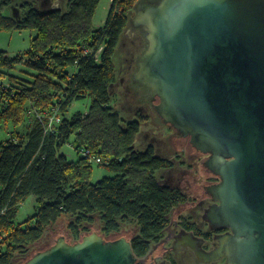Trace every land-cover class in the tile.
<instances>
[{"label":"trees","instance_id":"obj_1","mask_svg":"<svg viewBox=\"0 0 264 264\" xmlns=\"http://www.w3.org/2000/svg\"><path fill=\"white\" fill-rule=\"evenodd\" d=\"M139 1L112 0L106 24L96 29L100 0H68L65 11H40L26 3L20 21L5 16L12 0H0V31H36L28 51L15 57L0 52V130L28 127L26 134H11L0 148V264H13L15 254L39 242L63 214L76 218L69 228L77 237L91 233L82 226L93 223L96 214L105 235L118 233L122 222H135L139 233L129 240L142 259L163 240L174 211L189 204L181 188L157 177L173 162L158 156L154 146L135 151L140 122L124 128L111 106L113 57ZM18 68L23 70L14 74ZM86 99L91 101L86 111L64 116L53 131L37 118L57 107L66 115L72 104ZM67 144L77 152L74 161L61 153ZM82 149L115 175L93 184L92 162ZM32 195L39 202L35 215L16 224L21 204ZM178 219L181 229L210 244L228 232H205L190 218ZM166 264L178 263L168 254Z\"/></svg>","mask_w":264,"mask_h":264},{"label":"water","instance_id":"obj_2","mask_svg":"<svg viewBox=\"0 0 264 264\" xmlns=\"http://www.w3.org/2000/svg\"><path fill=\"white\" fill-rule=\"evenodd\" d=\"M142 5L131 22L148 26L150 46L135 81L151 90L162 122L175 129L174 149L189 138L190 160L210 155L203 171L219 182L195 186L203 198L185 209H206L211 227L228 232L206 253L202 239L181 230L140 260L129 240L134 228L108 238L93 228L75 243L62 229L19 264H156L155 254L180 243L191 244L199 261L264 264V0H160L145 11Z\"/></svg>","mask_w":264,"mask_h":264},{"label":"rangeland","instance_id":"obj_3","mask_svg":"<svg viewBox=\"0 0 264 264\" xmlns=\"http://www.w3.org/2000/svg\"><path fill=\"white\" fill-rule=\"evenodd\" d=\"M66 1H63V11L66 10ZM160 0H140L136 4L135 11L131 15L129 26L121 38L120 44L116 50L115 56L113 57V63L115 66L116 82L111 85L110 93L112 97V107L119 113L123 119L122 126L125 128L128 122L138 121L141 124V131L137 136L134 149L137 152H144L149 146H154L157 155L169 159L173 162L174 166L170 170H163L157 173L158 179L166 185L175 186L181 188L189 197V204L200 202L203 198V191L201 189H195V186H202L206 183L211 184L216 182L213 177L215 175H208L203 171V160L206 159L205 154L195 157L190 160L186 152L188 139H185L181 150H176L171 145L169 138L175 134V129L162 122V118L156 112L152 105L151 99H154L152 92L149 88L143 86L137 80L135 81V73L138 72L140 56L143 55L150 46V41L146 37L149 33L148 26L144 24L136 25L131 22L139 11V4L142 5L144 2L147 4H154ZM29 3L40 11H46L53 9L51 0H12L11 5L5 11V16L11 17L17 21L22 20L24 12L21 6ZM112 6V0H100L97 12L94 17V27L101 29L106 24ZM36 35V31H18V32H7L0 31V52L5 50L9 51L12 57L22 54L29 50L31 45V37ZM23 68H18L14 74H18ZM150 97V98H149ZM149 98L148 100H145ZM145 100V101H144ZM91 101L86 99L84 101L75 102L69 108L66 115L59 113L63 118L64 116L69 117L73 112L77 110L86 111L89 108ZM60 112V111H59ZM28 132L27 124L14 128L13 126H5L0 130V148L1 145L6 143L11 134L21 133L26 134ZM61 153L65 154L70 161H74L78 158L77 152L70 145H64L61 149ZM91 161V159H89ZM93 160V159H92ZM93 177L92 183L96 184L101 181L104 177H111L115 174L103 168L101 162H96L95 159L92 161ZM2 186L0 185V191ZM39 207L38 198L34 195L28 197L20 206L19 212L15 223L21 224L24 221L30 219L35 215L36 210ZM186 206L180 209H185ZM171 216V225L165 232V237H169L170 234L178 235L181 232L179 227L178 218L182 215L186 218H190L192 222L198 224V226L205 232L213 231L216 227H211V220L205 219L207 210L200 206H191L185 210L179 212L175 219L174 215ZM94 222L87 223L82 227H86L93 232V228L99 230L100 235L104 238H108L110 235H105L102 232L103 222L99 214L93 216ZM76 218L70 214H63L57 223L51 225L43 238L32 246H29L22 252H18L14 256L13 264H19L23 262V259H27L28 256L34 250L40 249L45 242H50L52 233L59 232L63 229V232L67 233V238L71 237V243H75L81 240V236L84 233L89 234L85 231L82 232L78 237L70 231V224L74 222ZM81 227V228H82ZM134 228V229H133ZM137 235L139 228L135 222H122L119 234H122L123 230L129 233V230ZM83 230V228H82ZM117 234V233H116ZM113 235V234H111ZM164 237V238H165ZM132 238V237H131ZM129 238V239H131ZM216 242L218 239H215ZM206 243L203 244L205 246ZM206 247V246H205ZM215 247V245L209 246ZM174 257L179 261L180 264H226V258L222 257L218 261L214 262H203L199 261L190 249H182L174 252ZM141 260V259H140ZM142 264L143 261H141Z\"/></svg>","mask_w":264,"mask_h":264},{"label":"crops","instance_id":"obj_4","mask_svg":"<svg viewBox=\"0 0 264 264\" xmlns=\"http://www.w3.org/2000/svg\"><path fill=\"white\" fill-rule=\"evenodd\" d=\"M35 36H36V35H35ZM35 36H34V37H35ZM34 37L32 36L31 39H33ZM4 52H6L8 56L12 57L9 51L5 50ZM18 55H19V54H18ZM167 230H168V229H167ZM184 232H186V231L184 230ZM186 233H189V232H186ZM178 235H180V233H179ZM192 235H193V234H192ZM175 236H177V235H175ZM193 236H194V235H193ZM164 237H165V236H164ZM167 237H168V236H167ZM167 237L163 238V240L166 239ZM194 237H196V236H194ZM196 238H197V237H196ZM198 239H200V238H198ZM216 239H218V238H216ZM202 240H203V239H202ZM160 243H161V242H160ZM160 243H158V244H160ZM204 243H205V241L203 240V242H202V244H201V249H203L206 253H210V252H212L213 250L216 249V246H215V248L213 247L211 250H205V248H204V246H203ZM158 244H155V245L153 246L152 250H154V249H155V246H157ZM217 245H218V240H217ZM182 249H186V250L190 249V250L192 251V253L194 254V256L198 259V256H197V254H196L194 248L191 246V244H189V243H180V244H178V245L176 246L175 249H166L165 251H163V252H161V253H159V254H155V255H154V261L156 262V264H166V256H167L168 254H171V255L174 257V252L179 251V250H182ZM152 250H151V252H152ZM151 252H150V253H151ZM150 253H149V254H150ZM147 257H148V256H147ZM147 257L142 258L141 260H146ZM174 258H175V257H174ZM221 258H222V257H218L217 259H213V260L208 261V262H214V261L216 262V261H218V260L221 259ZM175 260L177 261L178 264H180L179 261H178L176 258H175ZM203 262H204V261H203ZM143 263L146 264V262H144V261H143Z\"/></svg>","mask_w":264,"mask_h":264},{"label":"built area","instance_id":"obj_5","mask_svg":"<svg viewBox=\"0 0 264 264\" xmlns=\"http://www.w3.org/2000/svg\"><path fill=\"white\" fill-rule=\"evenodd\" d=\"M51 4H52L53 9H62L61 0H51ZM59 113H60L59 107H57V108H54L53 112H51L47 115H44V116L43 115H37V118H39L41 121L45 122L47 131H53L54 125H56L62 121V117L59 115ZM80 152H81L82 156L91 159V162L94 159L96 162H100L99 159H96L94 156H92L90 150L82 149Z\"/></svg>","mask_w":264,"mask_h":264},{"label":"flooded vegetation","instance_id":"obj_6","mask_svg":"<svg viewBox=\"0 0 264 264\" xmlns=\"http://www.w3.org/2000/svg\"><path fill=\"white\" fill-rule=\"evenodd\" d=\"M63 1L64 0H61V7H63ZM67 2H68V0L66 1V4H67ZM159 2V1H158ZM157 3V2H156ZM156 3H154V4H156ZM153 4V3H152ZM152 4H144V5H142V11H145L146 10V8L149 6V5H152ZM205 156H206V160H208L209 159V157H210V155H208V154H205ZM213 179H215L216 180V182H214V183H212V185L213 184H215V183H218L219 182V178L217 177V176H214L213 177ZM211 200H213L212 198H210ZM213 204H211L210 206H209V209L215 204V201L213 200ZM217 229V228H216ZM183 230V229H182ZM215 230V229H214ZM213 230V231H214ZM219 235H217L216 237H218ZM216 237H215V239H216ZM206 243V245L205 246H211V245H215L216 247H217V242H216V240L212 243V244H210V243H207V242H205ZM205 246H204V248H205ZM213 247H209L208 249H205V250H211ZM215 248V247H214ZM141 264H142V262H141Z\"/></svg>","mask_w":264,"mask_h":264},{"label":"bare ground","instance_id":"obj_7","mask_svg":"<svg viewBox=\"0 0 264 264\" xmlns=\"http://www.w3.org/2000/svg\"><path fill=\"white\" fill-rule=\"evenodd\" d=\"M147 26V25H146ZM217 247H219L218 245H217Z\"/></svg>","mask_w":264,"mask_h":264}]
</instances>
